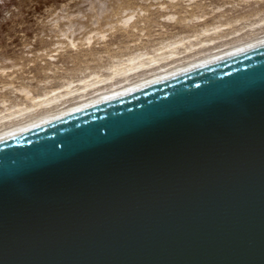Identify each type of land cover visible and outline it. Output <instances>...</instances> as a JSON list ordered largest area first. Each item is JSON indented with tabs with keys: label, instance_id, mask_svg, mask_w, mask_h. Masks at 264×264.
Returning <instances> with one entry per match:
<instances>
[{
	"label": "water",
	"instance_id": "obj_1",
	"mask_svg": "<svg viewBox=\"0 0 264 264\" xmlns=\"http://www.w3.org/2000/svg\"><path fill=\"white\" fill-rule=\"evenodd\" d=\"M0 264H264V45L0 142Z\"/></svg>",
	"mask_w": 264,
	"mask_h": 264
},
{
	"label": "rangeland",
	"instance_id": "obj_2",
	"mask_svg": "<svg viewBox=\"0 0 264 264\" xmlns=\"http://www.w3.org/2000/svg\"><path fill=\"white\" fill-rule=\"evenodd\" d=\"M263 36L264 0H0V130L75 104L79 95L25 111L70 88H126L127 77L106 79L130 58L178 57L134 82Z\"/></svg>",
	"mask_w": 264,
	"mask_h": 264
},
{
	"label": "bare ground",
	"instance_id": "obj_3",
	"mask_svg": "<svg viewBox=\"0 0 264 264\" xmlns=\"http://www.w3.org/2000/svg\"><path fill=\"white\" fill-rule=\"evenodd\" d=\"M261 45H264V36L258 37L256 39L250 40L248 42L242 43L237 46L230 47L220 52H215V53H211L210 55H205L202 58L187 61L185 63H181L178 65L169 67L167 69L165 68L164 70L158 69L159 70L158 72H151L148 75H144L142 78L141 77L137 78L138 80H135L134 82H131L130 79L128 78L132 74H136V73L142 72L143 70L149 69L150 67L157 66L160 64V61L162 60L178 58V57L177 55H175V52L171 51L173 53H170L167 56L158 57V58L149 57L147 58L148 61H145V59L141 57L130 58L128 59V62L126 64L116 66V68L114 69L112 73L113 76L106 79L112 82L113 79H115V77L117 76L127 77L125 80L122 81V82L127 81L126 84L122 86L126 88L116 91L118 88L116 89L115 87L116 85L113 84L110 87L113 89L111 91L103 92L104 89H107V88H104V89H98L94 91L93 93L89 94L88 92L90 90L89 88L96 86V85L98 86V83H101L104 81V80H98L92 84H88L87 86H85L83 89H81L82 91L80 93L78 92L80 91V89L72 90L70 88V90L65 95L61 94L60 96H56L55 94L54 96H51L49 98L36 100V102H34L35 103L34 107L36 108H33V109L26 108L25 111H27V113L30 111L32 112V110H37L39 108L41 109L42 107L51 108V106H55L59 102H61V99H64L66 97H67L66 99H69L72 96L75 97L76 95H79V97L77 96L78 102H76L75 104L71 106L64 104L63 107H60L57 105V107L55 108L57 110L55 111H51V109H49L50 111L43 113L40 116L31 118L27 121L24 120V121L15 123L8 128L4 127L3 130H0V142L16 137L26 131H29L39 126L45 125L57 119L83 111L89 107L123 97L125 95L134 93L141 89H144L148 86H151L156 83L176 77L183 73H186V72L198 69L200 67H204L206 65L212 64L214 62L244 53L246 51L259 47ZM22 112L23 111H20L19 113H22Z\"/></svg>",
	"mask_w": 264,
	"mask_h": 264
}]
</instances>
